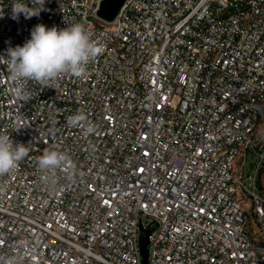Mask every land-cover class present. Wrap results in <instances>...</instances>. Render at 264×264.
<instances>
[{
    "label": "built area",
    "instance_id": "2783aa9c",
    "mask_svg": "<svg viewBox=\"0 0 264 264\" xmlns=\"http://www.w3.org/2000/svg\"><path fill=\"white\" fill-rule=\"evenodd\" d=\"M101 1L0 0V56L39 23L102 47L26 100L0 61V133L28 148L0 176V264H143V230L148 264H264V0H128L112 23Z\"/></svg>",
    "mask_w": 264,
    "mask_h": 264
},
{
    "label": "clouds",
    "instance_id": "9594fccd",
    "mask_svg": "<svg viewBox=\"0 0 264 264\" xmlns=\"http://www.w3.org/2000/svg\"><path fill=\"white\" fill-rule=\"evenodd\" d=\"M45 3L46 0H31V4L13 0L11 18L18 20L20 14L25 18L39 16ZM30 35L31 38L23 46L9 47L6 55L0 56V61L7 63L8 78L14 85L13 93L22 100L29 98L25 87L28 82L50 85L65 74L83 77L86 74V65L102 51V47L91 39L89 31L80 22L67 24L64 28H48L39 23L33 27ZM84 119L82 114L77 113L70 116L67 122L76 127ZM93 131V127L87 128V133ZM27 155L28 148L25 145H14L9 134L0 133V176H5L17 168ZM68 160L65 153L46 148L37 158V164L42 173L54 174ZM42 178L45 183L54 186V179L49 176ZM7 264H17V261L9 258Z\"/></svg>",
    "mask_w": 264,
    "mask_h": 264
},
{
    "label": "water",
    "instance_id": "95a60500",
    "mask_svg": "<svg viewBox=\"0 0 264 264\" xmlns=\"http://www.w3.org/2000/svg\"><path fill=\"white\" fill-rule=\"evenodd\" d=\"M127 1L128 0H102L97 12V16L106 23L114 22ZM140 244L143 257V264H148V231L143 230Z\"/></svg>",
    "mask_w": 264,
    "mask_h": 264
}]
</instances>
